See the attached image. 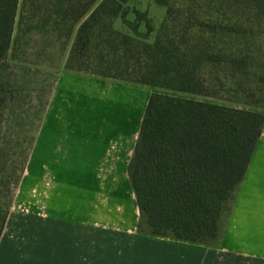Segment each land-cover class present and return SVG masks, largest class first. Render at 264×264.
Returning a JSON list of instances; mask_svg holds the SVG:
<instances>
[{"label":"trees","instance_id":"obj_1","mask_svg":"<svg viewBox=\"0 0 264 264\" xmlns=\"http://www.w3.org/2000/svg\"><path fill=\"white\" fill-rule=\"evenodd\" d=\"M20 1L0 0V68L21 34L53 32L67 68L149 87L129 165L138 231L219 246L264 128V0H153L157 30L130 0H27L53 9L23 7L15 38Z\"/></svg>","mask_w":264,"mask_h":264},{"label":"crops","instance_id":"obj_2","mask_svg":"<svg viewBox=\"0 0 264 264\" xmlns=\"http://www.w3.org/2000/svg\"><path fill=\"white\" fill-rule=\"evenodd\" d=\"M151 94L60 73L0 240V264H264V128L219 246L138 231L129 165Z\"/></svg>","mask_w":264,"mask_h":264},{"label":"rangeland","instance_id":"obj_3","mask_svg":"<svg viewBox=\"0 0 264 264\" xmlns=\"http://www.w3.org/2000/svg\"><path fill=\"white\" fill-rule=\"evenodd\" d=\"M26 1H20L15 38L23 7L27 12H32L35 8L53 9L51 2L41 5ZM129 6L146 12L155 30L165 16V9L153 0H130ZM127 19L135 23L134 15L129 14ZM41 25L45 26V22L42 21ZM140 30L146 32L143 25ZM21 37L23 38L10 51L8 61L0 68V193L3 201H6L9 195L7 187H10L12 207L58 76L64 71L92 73L76 66L67 68V54L53 32L51 35L39 36L38 39L23 34ZM227 218L225 216L224 222Z\"/></svg>","mask_w":264,"mask_h":264}]
</instances>
